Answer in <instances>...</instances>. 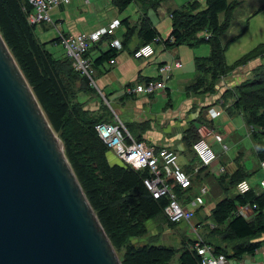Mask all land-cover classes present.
Returning <instances> with one entry per match:
<instances>
[{"label":"trees","instance_id":"16d2710c","mask_svg":"<svg viewBox=\"0 0 264 264\" xmlns=\"http://www.w3.org/2000/svg\"><path fill=\"white\" fill-rule=\"evenodd\" d=\"M162 1L111 0L118 11L130 3H135L139 11L135 23L131 24L129 17L122 20L126 27L120 36L121 47H128L134 38L139 43L132 48V52L145 43H152L155 38H159L158 43L165 47L181 44L191 47L206 43L209 55L195 58L196 77L186 87L190 92L214 91L221 77L252 59H259V64L251 70L250 75L225 90L222 98L224 101L228 97L233 98L230 112L241 115L250 129L255 155L259 162L264 161V42L232 64H226L224 54L227 46L244 33L246 25L227 41L221 40L235 21L239 0H189L180 8L170 11V32L165 38L158 35L147 14L149 10L155 11ZM31 12L28 0H0V34L50 125L58 134L64 154L122 264H170L175 254H178V264H200V256L195 249L198 238L201 243L213 246L215 252L224 254L228 260L254 255L257 249L264 246V191L259 183L242 193L236 191L239 182L256 172L250 171L244 161L238 163L235 169H225L222 174L213 176L220 190V198L209 214L202 217L199 214L204 205L195 209L193 218L197 215L198 222L191 228L196 227L197 231H192L194 238L182 240L180 250L134 242L147 233L148 221H162L170 227L176 224L168 222L163 213L167 199H155L146 190L142 180L148 176L147 169L135 170L122 161L109 163L108 149L97 136L94 125L111 121V112L103 103L98 110L85 108L86 102L79 99V94H96L95 88L87 77L74 70L65 54L55 57L48 50L47 45L55 41L58 43V38L41 41L37 37L35 31L39 23H29L27 19ZM201 32L209 36L204 38L199 35ZM114 37L115 32L101 35L98 41L89 46L84 56L90 58L92 49ZM108 47L106 51L100 49L97 57L90 58L93 67L115 57L119 49ZM199 123L209 126L205 118ZM197 138V127L187 128V151L198 161L191 147ZM239 159V156L235 157V160ZM205 169L208 168L203 166L197 170L196 179ZM174 188L182 205L195 196L190 193L191 187L184 191L176 186ZM239 206L255 207L246 217L239 213Z\"/></svg>","mask_w":264,"mask_h":264},{"label":"crops","instance_id":"0c3cea01","mask_svg":"<svg viewBox=\"0 0 264 264\" xmlns=\"http://www.w3.org/2000/svg\"><path fill=\"white\" fill-rule=\"evenodd\" d=\"M169 1L168 8H164L166 9L167 17L170 19V11L180 8L189 0ZM163 3L164 0L155 11L149 10L147 14L152 27L158 32L160 37L165 38L170 32L171 19L170 26L165 29L166 33L163 36L157 29L159 21L155 22L153 17L150 16L151 12L159 19L160 15H163L160 11V8L164 6ZM130 5H133L131 13H135L138 19L139 11L135 3H130L122 11H118L111 3V0H70L69 3L50 10V21L41 22L38 26L41 30L47 31V29H50L53 31V36L49 39L52 40L58 38L59 34L75 35L80 32L90 33L99 28L107 27L113 20L117 19L121 25L119 24L120 26L114 30V38L120 40V36L126 27V24L122 23V20L129 17L131 24L136 22L132 21L130 13L127 12ZM47 33H44L43 36H46ZM107 42L104 41L99 44L98 48L92 49L90 51V58L93 59L101 51H106L109 48ZM138 43V39L134 38L128 47H121L117 51L113 58L114 62L106 60L98 66L93 67V73L94 71L96 72V84L94 83L96 87L93 85L96 89V94L82 93L79 95V99L84 102L91 101L89 103L93 105V110H98L104 100L105 105H109L111 108L112 117H118L135 139H139L147 146L155 149L166 148L173 151L180 160L178 162L180 167L189 173L190 179L193 180L190 186V193H193L195 196L185 205L192 209L194 213L197 207L204 205L199 211L202 217V215L209 214L210 209L220 198V190L217 189L213 179V176H218V174H215L212 169L208 168L196 179L198 171H194L193 168L197 165V160L193 154L187 151L188 144L185 140V132L190 126L198 127L201 124L199 123L200 120L205 118L208 121V128L210 129L207 139L216 154L214 168L217 165H221L224 169L231 170L235 169L238 163L243 162V155L247 152L241 145V142H244V137L249 139V145L252 146L251 150H255V146L250 138V129L245 125L241 115L230 112L229 107L233 102V98L228 97L224 101L222 94L240 80L248 77L251 70L259 64V59H252L221 77L214 91L204 93L190 92L186 87L196 77L195 58L209 55L210 50L208 51L206 43H198L191 47L185 44H181L185 46L165 47L162 43L152 42L153 54L151 56L135 58L132 56V48ZM48 46L51 49L60 48L63 54H65L64 49L56 41L49 43ZM186 46L189 48H186ZM177 58L181 59V61L179 59L181 66L178 68L173 67L169 71L163 90L161 89L151 94H130L127 92V87L134 86L136 83L149 79H158V66ZM210 109L218 111V115L209 118L208 113ZM98 112L102 113L101 110ZM240 149L242 151H239ZM236 156H239L240 159L235 160ZM107 158L114 160L115 163L120 162L113 152H107ZM259 165L261 166V162ZM260 168L262 169V175L257 174L259 176L254 177L251 182L249 181L250 177L242 180L248 188L254 187L252 182L255 179H257L256 186L264 177V168L262 166ZM206 173L209 174L206 176ZM204 185L205 187L207 186V190L201 194L200 188ZM198 196L202 199L200 205L196 201ZM238 211L246 217H249L252 213V209L249 206H239ZM193 219L196 224L198 222L197 215ZM193 230L197 231L196 227ZM231 262L233 264H264V246L257 249L254 255H246L240 260H229V264Z\"/></svg>","mask_w":264,"mask_h":264},{"label":"water","instance_id":"95a60500","mask_svg":"<svg viewBox=\"0 0 264 264\" xmlns=\"http://www.w3.org/2000/svg\"><path fill=\"white\" fill-rule=\"evenodd\" d=\"M0 264H122L1 34Z\"/></svg>","mask_w":264,"mask_h":264},{"label":"built area","instance_id":"2783aa9c","mask_svg":"<svg viewBox=\"0 0 264 264\" xmlns=\"http://www.w3.org/2000/svg\"><path fill=\"white\" fill-rule=\"evenodd\" d=\"M70 0H28L32 7V12L28 15L29 23L49 22V11L53 8L69 3ZM120 22L113 20L107 27L99 28L93 32H80L75 35L59 34L58 44L64 49L66 56L70 59L74 70L88 78L90 84H93L92 73L93 66L90 58L84 56L85 51L89 46L98 41L100 36L106 33H114L115 28ZM199 35L207 38L208 33L201 32ZM159 38H155L153 43H158ZM108 46L120 49L121 42L117 38L111 39ZM153 54L152 43H145L139 46L132 52L135 58H146ZM114 62V60H110ZM181 66L179 59H173L171 62L163 63L158 66L159 78L146 80L141 83H136L134 86L127 87L128 93H146L163 90L169 71L174 67ZM218 115V111L210 109L208 116ZM94 129L101 142L108 150H111L117 158L124 164L135 170L147 169L148 176L144 177L142 183L146 190L155 199L165 197L167 199L163 213L171 223L189 222L194 214V211L186 205H182L177 199L174 186L182 191L190 188V174L185 172L177 162V155L166 148L155 149L147 146L144 142L136 140L126 129L121 120L113 116L111 121L98 122L94 125ZM198 138L192 143V150L197 156V165L193 170L197 171L200 167L212 169L215 174H222L224 167L217 165L216 154L212 150L207 137L210 134V129L207 125L200 124L197 127ZM264 167V161L261 162ZM260 189L264 191V177L259 183ZM248 189L244 181L236 185V190L242 193ZM207 190V186L200 188L201 194ZM199 205L202 203L200 196L196 199ZM253 206L252 208H254ZM251 208V209H252ZM194 227H192L193 229ZM194 231V230H193ZM195 232V231H194ZM195 249L200 256V264H229V260L222 253L214 251L213 246L201 243L198 238L195 242Z\"/></svg>","mask_w":264,"mask_h":264},{"label":"rangeland","instance_id":"374dc122","mask_svg":"<svg viewBox=\"0 0 264 264\" xmlns=\"http://www.w3.org/2000/svg\"><path fill=\"white\" fill-rule=\"evenodd\" d=\"M239 2L240 4L236 10L235 21L231 25V27L221 36V40L222 42L227 41L230 37L236 35L244 25H246V29L239 38L233 40L227 46L225 50V61L227 64H232L240 56L253 49L259 43L264 42V0H239ZM169 3H170L169 0H164L163 3L164 6L160 8V11L163 13V15H160L159 19L155 17L156 15H154V13L150 12V16L153 17L154 21L155 22L159 21V26H157V29L161 32L163 36L166 33L165 29H167L170 26V19L167 17L166 9L164 8V7L168 8ZM132 9H133V5H130V7L127 9V12L130 13V17L132 18V21H136L137 15H135V13H131ZM257 9L260 10L256 14H253V12ZM35 33L41 41H47L51 39L53 36V31H51L50 29H47V31H44L43 29L41 30L39 26H37ZM44 33H47V35L43 36ZM181 46H185V45H181ZM206 47L208 48L209 51V47L207 45ZM47 48L51 53H53L55 57L63 55V52L60 48L51 49V47L48 45ZM186 48L189 47L186 46ZM92 79L93 82L96 84L95 71L92 74ZM94 83L92 85L95 86ZM79 95H81V93ZM89 102L91 103V101L86 102L85 108L90 111H94L92 108L93 105H91ZM102 103L105 104L104 100L102 101ZM106 107L108 110L110 109L109 111H111L109 105H106ZM243 141L244 142H241V145L247 151L243 155V161L245 162L246 167L250 169V171L256 170V172L249 178V181L251 182L254 177L259 176V175L257 176V174L262 175V169L259 166L260 162L255 155V150L253 149L251 150L252 146L249 145L250 144L249 139L248 138L246 139V137H244ZM107 152H112V151L108 150ZM108 160L109 163L111 164L115 163L114 160H111L109 158ZM179 161L180 160L177 157V162ZM252 183L255 185V183H257V179H255ZM194 225H195V220L193 218L187 223L178 222L172 227L168 226L166 223H163L162 221H148L147 233L144 236L138 238L137 241L135 239L134 242L137 244L150 243L156 245L170 246L180 250L181 243L184 238L186 237L194 238V234L191 228V226ZM198 231L200 232L199 228ZM170 264H178V254H175ZM231 264H233V262H231Z\"/></svg>","mask_w":264,"mask_h":264}]
</instances>
